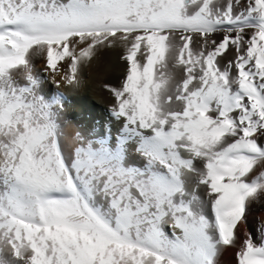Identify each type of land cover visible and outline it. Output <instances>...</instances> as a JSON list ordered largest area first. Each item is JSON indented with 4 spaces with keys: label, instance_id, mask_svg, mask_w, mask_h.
Returning <instances> with one entry per match:
<instances>
[{
    "label": "snow or ice",
    "instance_id": "obj_1",
    "mask_svg": "<svg viewBox=\"0 0 264 264\" xmlns=\"http://www.w3.org/2000/svg\"><path fill=\"white\" fill-rule=\"evenodd\" d=\"M107 51L109 120L69 137ZM260 202L264 0H0V264H264Z\"/></svg>",
    "mask_w": 264,
    "mask_h": 264
},
{
    "label": "bare ground",
    "instance_id": "obj_2",
    "mask_svg": "<svg viewBox=\"0 0 264 264\" xmlns=\"http://www.w3.org/2000/svg\"><path fill=\"white\" fill-rule=\"evenodd\" d=\"M119 51H107L100 55L99 61L92 67L84 69L80 73V83L77 86H61L66 101L64 104V119L67 123L69 137L76 131L87 133L93 125L105 123L109 120V108L112 97L102 84L109 82L118 84L124 71L125 65L119 60ZM37 67H42V61L37 60ZM46 87H51L48 85ZM55 91V89L53 88ZM264 221V202L251 205L248 213L247 227L239 229L242 242L246 231L255 232V225ZM236 248L222 250L217 258V264H237L235 258Z\"/></svg>",
    "mask_w": 264,
    "mask_h": 264
}]
</instances>
